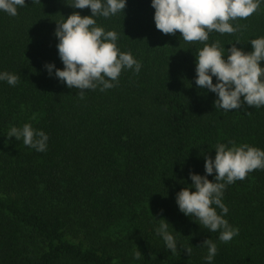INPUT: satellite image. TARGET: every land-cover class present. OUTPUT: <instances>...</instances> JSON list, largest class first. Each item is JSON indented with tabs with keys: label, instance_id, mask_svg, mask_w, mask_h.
Here are the masks:
<instances>
[{
	"label": "trees",
	"instance_id": "1",
	"mask_svg": "<svg viewBox=\"0 0 264 264\" xmlns=\"http://www.w3.org/2000/svg\"><path fill=\"white\" fill-rule=\"evenodd\" d=\"M71 2L25 0L14 17L0 11V71L19 76L15 86L0 81V264H206V239L217 245L212 264H264V169L225 188L224 218L239 229L226 243L175 203L218 143L264 150V107L217 109L215 94L194 81L205 43L247 52L264 36V3L230 21L237 32L186 42L178 30L156 29L150 0H126L123 12L96 21L119 33L118 48L140 72L122 70L116 86L81 98L44 67H63L56 22L91 14ZM24 123L47 133L46 151L7 137ZM161 218L176 231L175 252L154 232Z\"/></svg>",
	"mask_w": 264,
	"mask_h": 264
},
{
	"label": "clouds",
	"instance_id": "2",
	"mask_svg": "<svg viewBox=\"0 0 264 264\" xmlns=\"http://www.w3.org/2000/svg\"><path fill=\"white\" fill-rule=\"evenodd\" d=\"M262 3L264 0H150L156 29L172 35L178 30L186 42H206L213 31L220 34L237 32L239 26L234 27L230 21L251 16ZM24 5L25 0H0V11L14 17L18 7ZM69 5L76 9L88 8L91 14L81 16L73 12L56 22V49L63 67L46 63L44 67L49 76H54L68 88L78 89L83 98L85 90L99 87L100 91H105L116 86L122 70L140 72L141 63L130 52L118 48L119 33L105 30L96 21L98 16L109 18L123 12L126 0H72ZM235 42L239 43L238 40ZM248 43L251 50L247 52L236 44L226 50L218 41L205 43L195 56V84L215 94L214 107L217 109L238 110L244 104L264 107V66L260 64L264 61V36L250 39ZM0 81L15 86L19 76L0 71ZM7 137L22 140L25 146L37 152L46 151L49 140L45 131L33 128L31 123L12 126ZM230 144L215 145L214 157L204 158V175L190 171L191 184L175 195V203L182 214L194 218V222L209 232L219 231L218 239L225 243L239 232L224 218L228 213L223 202L225 188L245 179L253 170L264 169V150L248 144ZM209 175L213 176L212 180L207 178ZM157 221L155 234L167 249L177 251V240L172 234L176 231L169 230L170 225L165 219ZM203 244L207 246L203 259L206 264H212L217 245L210 239L204 240ZM184 251L191 254L190 248H184ZM140 256L137 250L134 258Z\"/></svg>",
	"mask_w": 264,
	"mask_h": 264
}]
</instances>
